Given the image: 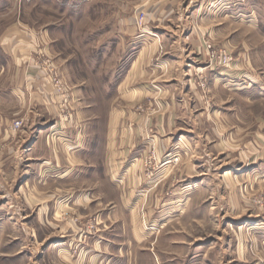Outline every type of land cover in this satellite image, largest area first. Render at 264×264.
<instances>
[{
  "label": "rangeland",
  "instance_id": "rangeland-1",
  "mask_svg": "<svg viewBox=\"0 0 264 264\" xmlns=\"http://www.w3.org/2000/svg\"><path fill=\"white\" fill-rule=\"evenodd\" d=\"M156 1L0 0V264H264V37Z\"/></svg>",
  "mask_w": 264,
  "mask_h": 264
},
{
  "label": "crops",
  "instance_id": "crops-1",
  "mask_svg": "<svg viewBox=\"0 0 264 264\" xmlns=\"http://www.w3.org/2000/svg\"><path fill=\"white\" fill-rule=\"evenodd\" d=\"M182 1H185L183 3L188 5V6L198 7V9L196 11L201 9V7H206V5H208V4L209 5L211 4L212 6L213 5H217V4L221 5L222 6V10L219 11V13H221V14L224 13L225 16L230 17V18L232 17V19H234L235 22H240V21L241 22H245V23L248 22L249 23L248 26L250 27V30L254 32L255 36L260 35L261 37H264V32L262 30L259 31V25L264 20L263 19V17H264V0H178L177 2H179V3L181 2L182 3ZM158 4L164 5L165 1L164 0H159V2L156 1L155 5H158ZM171 4H173L172 1H171ZM193 14H194V12L191 13V15H193ZM210 14L211 13L208 12V10L205 11V9H204L203 13H202V15H203L202 17L209 16ZM7 31L9 33H8V35H6V37L7 36L21 37L20 33H24V31H22L20 29H16V28L12 29V26L9 27V29ZM17 39H19V38H17ZM234 49H235L234 50L235 53H237V54H245L248 50L251 53L254 52V51H257L258 47H256V46H249L248 47V46L242 45V48L236 47ZM250 68H253V66H251ZM0 133H1V130H0ZM40 137H41V133H39L36 136V138L33 141H31V144H30V146L28 148V151L31 154H33V151L36 149V147H38L37 144H38V142L40 140ZM41 160H42V162H40ZM41 160H39V163H38L39 166L42 167L45 164H48V160L47 159L42 158ZM60 160L61 159L57 158V161H59L58 162L59 166L61 165L60 162L62 161V160L61 161ZM29 163H31V162H29ZM46 170L45 171L41 170V172H40V170H38L37 172H32V174H28V176H25V178L23 180L24 183L29 182V181L33 182L35 180L36 181L40 180V181H42V183L55 181V180H57L59 183H63V182L66 183V181H67V179H69V177L79 175V174H74V175L72 174L71 175V173H69V174H66V173H55V174H52V175H48V174L45 173ZM139 178H140V176L136 175L135 172H134V173H131V175H129L127 180H128V182H130V181L134 182V181H137ZM18 188H19V186H18ZM56 190L60 191L61 189H56ZM32 191H30V193L33 195ZM46 196H48L50 198V195H48V194L47 195L44 194L42 198H46ZM29 197H31V196H29ZM41 210L42 211L40 213H42V214H43L44 211H46L43 208H41ZM63 226L65 228H68V227H70V223H65ZM74 226L73 225L71 226V230H72V232L73 231L74 232H73V234H70L71 236L69 237L68 241H71V240L75 241L76 238L78 239V235H79L78 234V227L77 226L74 227ZM165 226H159L160 229H157V230L161 231V229H163ZM59 229H62V228L59 227ZM130 230H132L131 227H129L128 231H130ZM150 237H146L147 240L148 241L149 240L150 241L151 240L152 241L157 240V242L160 243L159 246H167V245L171 246V245H174V247H176L177 242H178L177 241V237L178 236L176 234V231L160 232L159 234L158 233H154V236L151 239H148ZM105 239L108 240V237L105 238ZM140 240H142V239H140ZM164 260L166 262H164L163 264H176L177 263V262L173 263L172 261H170V259H166V258H164Z\"/></svg>",
  "mask_w": 264,
  "mask_h": 264
}]
</instances>
